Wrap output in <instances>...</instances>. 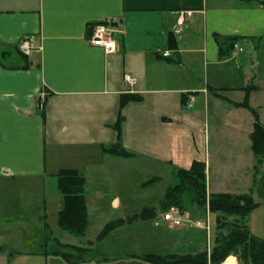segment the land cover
<instances>
[{
	"label": "crops",
	"instance_id": "obj_1",
	"mask_svg": "<svg viewBox=\"0 0 264 264\" xmlns=\"http://www.w3.org/2000/svg\"><path fill=\"white\" fill-rule=\"evenodd\" d=\"M179 10L192 11L180 26ZM99 22L114 29L112 52L90 43L91 26ZM28 36L38 47L31 57L18 47ZM263 36L264 0H0V214L6 216L0 217V264L17 252L9 238L1 242L3 234L19 233L21 246L34 235L37 252L45 250L51 230L44 189L51 180L56 184L60 169H76L85 177L88 226L90 217L102 215L99 203L106 197L111 214H140L142 206L130 208L129 193L123 192L131 170L189 168L198 160L207 182L217 179L215 191L237 192L220 184L237 179L236 169L251 158L252 120L222 98L241 101L242 88L256 79L257 64L250 61L244 72L243 54L233 45L230 49L228 40L254 43ZM232 93L241 99H232ZM124 95L136 98L121 106ZM209 115H219L218 129L216 123L210 128ZM118 117L119 133L114 128ZM226 137L229 148L216 147L217 138L226 143ZM115 143L132 156L103 151ZM107 184L115 187L103 189ZM36 189H43L41 197L29 201ZM56 198L58 211L62 195ZM156 227L175 235L168 245L174 251L162 253H195H179L176 229ZM88 240L59 241L83 247ZM150 253L158 252L120 259L155 264L144 258Z\"/></svg>",
	"mask_w": 264,
	"mask_h": 264
},
{
	"label": "rangeland",
	"instance_id": "obj_2",
	"mask_svg": "<svg viewBox=\"0 0 264 264\" xmlns=\"http://www.w3.org/2000/svg\"><path fill=\"white\" fill-rule=\"evenodd\" d=\"M238 44L242 48V51H238V53L243 54L241 56L242 70L244 72H249V68L251 67L250 61L257 64V68L253 70V73H255L256 75V79H252V81L249 82L252 83L254 89L250 90V93L252 92L253 98L250 102L248 97V103L251 107L257 110L259 114V121L264 126V36L258 42L250 43L249 41H240L238 42ZM249 83L247 85H249ZM243 93L244 98V90ZM231 97L235 100L241 99L239 98L240 96L238 93H232ZM243 98L239 102H242ZM222 99L227 101V103L229 104L228 107L242 108L250 116L252 120L253 130L254 117L249 109L235 106L234 104L239 102L232 101L227 97ZM219 111L221 112V109ZM208 117V124L210 125V128H212V126H215L216 123V128L218 129V125L220 123V118H218L219 115L217 117H214V115H209ZM217 139L218 143L216 147L220 149H225L226 147L229 148L231 142H228V139L230 138H225L226 143L222 141V138ZM250 145L251 142L249 143V151H251ZM251 154V158L248 155L247 158L243 160V168L236 169V171L238 172L237 179L233 181L230 178L226 183L220 184V186H226L230 191H237L232 194L249 193L253 200L258 204L257 207L254 208L245 217L210 212L207 203H205L203 206H199L195 203V201L191 200L189 195L186 194L183 195L181 205L175 203L169 205L167 208H162L161 202L163 201L166 188L169 185L177 183L178 181L175 174V169L160 170L149 169L146 167L145 170L142 169V171L140 170L139 172L137 170H131L129 181L127 180V182L125 183L123 191L125 193L126 190V192L129 193L128 199L131 200L128 201L129 203H125L129 204L130 208L132 209L142 206L139 213L144 211L142 215H144L145 218L138 217L139 214H133L131 216L122 218L119 217V215L121 214V212L119 211L116 212V214H111L108 209H106L109 203V201L107 200L108 197H106L103 202L99 203V205L101 204L103 206L102 215L99 217H90V225L88 226L87 224V232L85 231L84 235L82 236H75L61 229L57 224L58 211L56 209L58 207L56 206L55 200L57 199L56 195L59 191L57 188V184H55V181L51 180L44 189V192L48 195L47 197L50 200V202L48 203L50 211L47 217V224L49 225L48 229L51 230L50 241L46 245L45 250L38 253L37 251L39 250L36 249L38 242L37 240H35L34 235L32 236V241L25 237V239L22 241L23 246H21L18 239L19 233H14L13 235L11 234L12 237H10L11 235L9 233L7 235L3 234V237L5 239L1 240V242H4L6 241V238H9V240L6 241L8 245L13 244L12 247H15L17 249V252L13 255L12 258H10V260H8L7 264H83L69 263L64 258H62V256L53 253V250L58 248L55 243V241L57 240L56 237L62 242H70L75 244L84 243L86 239H92V241L88 240L82 247L88 249V252L81 254V260L85 261L88 259L87 261L89 263L87 264H141L136 260L123 262V260L120 258L126 257L127 253L155 251L158 252V254H164L162 252H167L168 250L174 251L170 249L173 246L168 245H172L169 243L173 242V239H175V235L167 236L166 234L168 233H163V231L159 232L160 229L156 226H162L163 228L168 227L171 229H176L178 231V234H180L181 236L179 237L181 239L178 247L182 248L181 250L180 248H178L179 253L194 251V254H196L198 252L206 250L208 256L207 263L210 264L209 255L215 245V236L218 234L226 235L231 228V224H233L234 222L245 223L249 229V232L260 238L264 237V197H260V195H262V192L259 189V180L260 178L264 177V157L262 158V162L258 165L256 172L254 173L253 166L256 165L257 162L255 161L252 151ZM133 161L135 160H132V162ZM228 170L231 173L233 171V168H230ZM151 178L157 179L152 180L145 186L142 185V183L149 181V179ZM142 180L144 181L139 184V182ZM218 180H220V178H218ZM215 183L217 184V179H215V177L211 178L210 181L207 182L205 173L206 199L210 194L218 192L215 191V188L217 186L215 185ZM114 187L115 186L107 184L103 186V189L106 188L107 190H110V188ZM42 193L43 189H36V191L33 192V196L31 198H27L29 199V201H33L34 199L40 198ZM137 196H139V200H137ZM132 198H134V200ZM172 210H175L177 214L182 218V221L179 225H173L171 222L164 220L162 217L164 213L170 212ZM8 213H13L11 208ZM1 214V218L6 217L5 214ZM14 219L15 218H11V224L13 226H18V222ZM119 219L122 220L123 224L138 226L131 228H114L116 230L112 229L101 240H96L97 234L100 233L101 229L106 223ZM222 224L226 225L220 227V225ZM40 228V225H35L33 229L36 230ZM111 231H113V233H111ZM89 241L92 243L89 244ZM100 241L103 242L101 244H98V247L91 251V248ZM185 242H188L186 247ZM62 244L73 245L69 243ZM61 250L67 252L75 251L71 248H61ZM238 252L241 257L238 255ZM230 255L234 258L236 264H253L249 259L244 260V257H242L239 250L237 251V253L231 252ZM227 257H229V255ZM227 257L222 260L220 264H223Z\"/></svg>",
	"mask_w": 264,
	"mask_h": 264
},
{
	"label": "trees",
	"instance_id": "obj_3",
	"mask_svg": "<svg viewBox=\"0 0 264 264\" xmlns=\"http://www.w3.org/2000/svg\"><path fill=\"white\" fill-rule=\"evenodd\" d=\"M236 39L238 38H229L228 45L230 49ZM168 42L171 47L175 46V40L170 38V36L168 37ZM242 89L245 91L243 101L235 103L234 105L249 109L254 117L253 130L249 134V139L251 142V151L257 162V164L253 166L255 173L264 157V126L259 121L257 110L248 103L250 90L254 89V86L252 83H249V85ZM135 98L136 97L131 95H124L121 97L120 105L122 106L125 102ZM121 121L122 118L118 117L114 125L118 133ZM103 151L118 157L126 158L132 156V154L126 151L119 143L105 147ZM204 167L205 165L203 162L194 160L189 168H176L175 174L178 181L166 188L163 201L161 202L162 208H167L169 205L175 203L181 205L184 194L189 195L191 200L195 201L199 206H203L207 203L209 211L214 213L217 212L245 217L257 207L258 204L249 193L232 194L217 192L210 194L206 199ZM55 176L58 191L62 195L61 206L57 212V224L61 229L72 235L82 236L88 224L87 206L84 195L85 177L78 170L69 168L60 169ZM156 179L157 178H151L149 181L142 183V185L145 186ZM259 183V189L262 192L260 197H264V177L260 178ZM143 212H141L138 217L145 218L144 215H142ZM121 224H123V222L120 219L106 223L100 233L97 234L96 240H101L110 230ZM225 225L226 224H222L220 227ZM55 243L58 248L54 249L53 253L62 256V258L69 263L83 261L81 260V254L88 252L87 248L62 244L58 240H56ZM88 243L91 244L92 242L89 241ZM214 244L212 252L209 255L210 264H220L231 252L237 253L238 250L242 257H244V260L249 259L253 264H264V237L260 238L249 232L245 223L234 222L231 224V228L226 235L218 234L215 236ZM61 248H71L75 251L67 252L61 250ZM144 258L155 264H208L206 250L196 254L150 253L146 254Z\"/></svg>",
	"mask_w": 264,
	"mask_h": 264
},
{
	"label": "built area",
	"instance_id": "obj_4",
	"mask_svg": "<svg viewBox=\"0 0 264 264\" xmlns=\"http://www.w3.org/2000/svg\"><path fill=\"white\" fill-rule=\"evenodd\" d=\"M177 13V25H183L186 19L191 15V10H179L175 11ZM113 27L107 25L106 22H99L91 26L90 29V43L93 46H100L107 52H112L115 49V43L113 40ZM35 38L34 36L24 37L19 41V50L24 55L31 57L33 53L38 49L35 46ZM233 48L237 51H242V48L239 46L237 42L233 43ZM169 52H163V55H168ZM124 79L129 83L133 84L135 79L130 75H125ZM191 100V98H190ZM189 105H191L189 103ZM163 219L171 222L173 225H179L182 221L180 215L177 214L175 210L170 212H166L162 215Z\"/></svg>",
	"mask_w": 264,
	"mask_h": 264
},
{
	"label": "bare ground",
	"instance_id": "obj_5",
	"mask_svg": "<svg viewBox=\"0 0 264 264\" xmlns=\"http://www.w3.org/2000/svg\"><path fill=\"white\" fill-rule=\"evenodd\" d=\"M223 264H235L233 257H228Z\"/></svg>",
	"mask_w": 264,
	"mask_h": 264
}]
</instances>
